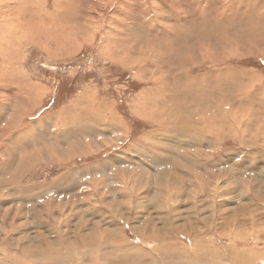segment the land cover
Instances as JSON below:
<instances>
[{"label": "rangeland", "instance_id": "rangeland-1", "mask_svg": "<svg viewBox=\"0 0 264 264\" xmlns=\"http://www.w3.org/2000/svg\"><path fill=\"white\" fill-rule=\"evenodd\" d=\"M39 234L59 264H264V0H0V264H56Z\"/></svg>", "mask_w": 264, "mask_h": 264}, {"label": "bare ground", "instance_id": "bare-ground-1", "mask_svg": "<svg viewBox=\"0 0 264 264\" xmlns=\"http://www.w3.org/2000/svg\"><path fill=\"white\" fill-rule=\"evenodd\" d=\"M34 31V30H33ZM49 38V37H48ZM72 45V44H71ZM20 109V108H19ZM224 127V126H223ZM47 129V128H46ZM46 129H44V130H46ZM43 129H42V131H44ZM48 130L49 129H47V132H48ZM95 130V129H94ZM41 131V132H42ZM45 132V131H44ZM44 132H42V135L39 137V136H37V137H34L33 136V140H29V141H27V142H29L28 144H33V145H36V144H38V145H41V144H39L40 142L39 141H41V139L45 136V135H47L46 133H44ZM50 132V131H49ZM48 132V133H49ZM16 133V132H15ZM19 133V132H18ZM31 133V132H30ZM4 134H5V132H4ZM53 134V133H52ZM107 134V133H106ZM18 135V134H17ZM20 135V134H19ZM93 135H95V133H93V132H91V131H89V130H87V129H72V127H71V130L68 128V129H66V131L65 132H63V133H61L60 134V136H59V140H60V142H61V148H57L58 149V152L60 153V154H63V153H65V151H66V149L68 150V149H71V146H73L74 145V143L73 142H75V144L77 143V142H79L81 139H84L85 141H89V140H91L92 141V136ZM26 136H27V134H26ZM48 136V135H47ZM28 137V136H27ZM17 138V137H16ZM45 138V137H44ZM49 138V137H48ZM52 138H53V136H52ZM9 139V138H8ZM54 140H56L55 138H53ZM45 140V139H44ZM15 141V140H14ZM51 141V140H50ZM13 142V141H12ZM26 142V143H27ZM57 142V141H56ZM25 143V144H26ZM50 143V142H49ZM52 144H53V142H51ZM50 143V144H51ZM71 143H73V145H71ZM88 143V142H87ZM24 144V145H25ZM44 144V143H43ZM56 144V143H55ZM90 145V144H89ZM47 146V145H46ZM52 146V145H51ZM55 146L56 145H54V149H55ZM78 146V145H77ZM83 146H84V144H83ZM93 146V145H92ZM97 146V145H96ZM25 147H27V146H25ZM29 147V146H28ZM36 147L37 148H39L37 145H36ZM43 146H41L40 148H42ZM94 147H95V144H94ZM8 148V147H7ZM46 148V147H45ZM74 148V147H73ZM43 149V148H42ZM53 149V148H52ZM87 149V148H86ZM73 150V149H72ZM33 151V150H32ZM31 151V152H32ZM39 151V150H38ZM41 151V150H40ZM49 151V150H48ZM83 151V150H82ZM42 153H44V152H42ZM46 153V152H45ZM55 153V152H54ZM35 154V153H34ZM76 154V153H75ZM15 155V154H14ZM46 155V154H45ZM45 157V156H44ZM50 159V158H49ZM113 162V160H112V158L111 159H109V165H111V163ZM22 163V162H21ZM20 164V163H19ZM113 164H114V162H113ZM112 164V165H113ZM111 165V166H112ZM100 170L99 171H102V172H104V171H108V169L106 168V167H104V163H102L101 165H100V168H99ZM110 169V168H109ZM98 172V171H97ZM70 178V177H69ZM71 179V178H70ZM75 179V178H74ZM73 180V179H72ZM156 181H157V183L159 182H163V180H162V175H160V174H158L157 175V178L155 179ZM75 182V180L73 181V182H71V183H74ZM62 186L64 187V188H62ZM56 188H58L59 189V191H61V190H63V192L64 191H69V190H71V191H74L75 189V186L73 187V184H69V183H67L66 182V180H64V181H61L57 186H56ZM61 189V190H60ZM62 193V192H61ZM87 197V196H86ZM116 197V196H115ZM106 202H108V201H106ZM31 208V207H30ZM101 210H103L102 208H101ZM114 221V220H113ZM111 222V221H110ZM112 224H113V226H111L112 228H111V230H109V232H110V235H111V239H110V242H112L113 241V238L114 239H116V240H119L120 238H122L121 236V233L120 232H118L117 230H116V223H114V222H111ZM80 230V229H79ZM78 230V231H79ZM105 233V232H104ZM104 233L102 232V239H104V240H106V241H108L109 239L108 238H106V237H108V235H104ZM61 236V235H60ZM89 236H93V234L91 233V232H85V231H83V230H80V233L78 234V232L76 233V237H78V238H80V241H76L74 244L75 245H82L83 247H85L86 248V246H87V241L89 240ZM58 237V236H57ZM56 240H57V238H55ZM58 239H60L59 237H58ZM82 239V240H81ZM33 240H35L34 241V243L35 242H37V244H39V246L37 247V248H39V250H37L38 252V255H40V253H44V255H40V256H42L43 258H45V262L47 263V260H49V258L50 259H53V263H56V264H59L58 262H59V260H60V258H61V256L62 255H66V254H62V253H60V252H57V249H58V247L57 248H55L53 245H51V244H49V240H46L45 239V236H44V234L42 235V234H39L37 237H35ZM37 240V241H36ZM46 244V247L44 246V244ZM89 244H93L92 242H90L89 241ZM109 244H115L114 243V241L112 242V243H109ZM129 245V244H128ZM71 246V245H70ZM99 246H101V242L99 243ZM111 246V245H110ZM84 248V249H85ZM125 248V247H124ZM35 249V248H34ZM87 249V248H86ZM116 250H118V251H124V252H127V253H129V252H131V251H133L134 250V246H132V245H129V246H127L125 249H116ZM37 253H35V254H37ZM108 254H109V252H107ZM114 255H115V253L114 254H112V256L111 257H114ZM36 256V255H35ZM105 257H107V256H105ZM105 257H102L101 259H102V261L103 262H105ZM106 264H111L110 262H108V263H106Z\"/></svg>", "mask_w": 264, "mask_h": 264}, {"label": "crops", "instance_id": "crops-1", "mask_svg": "<svg viewBox=\"0 0 264 264\" xmlns=\"http://www.w3.org/2000/svg\"><path fill=\"white\" fill-rule=\"evenodd\" d=\"M75 239H76L75 234H72V235L70 236V241H71L72 244L76 242ZM133 243H134V242H133ZM133 243H132V245H134ZM130 257H132V254L130 255ZM116 264H117V263H116Z\"/></svg>", "mask_w": 264, "mask_h": 264}]
</instances>
